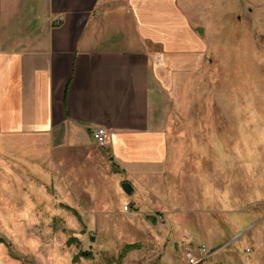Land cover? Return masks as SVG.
<instances>
[{"label":"rangeland","instance_id":"374dc122","mask_svg":"<svg viewBox=\"0 0 264 264\" xmlns=\"http://www.w3.org/2000/svg\"><path fill=\"white\" fill-rule=\"evenodd\" d=\"M210 2L204 65L167 91L161 174L132 184L96 143L0 146V264H264V0Z\"/></svg>","mask_w":264,"mask_h":264},{"label":"crops","instance_id":"0c3cea01","mask_svg":"<svg viewBox=\"0 0 264 264\" xmlns=\"http://www.w3.org/2000/svg\"><path fill=\"white\" fill-rule=\"evenodd\" d=\"M214 5L0 0V146L29 156L88 150L101 126L111 135L101 153L130 183L161 174L167 91L176 71L204 65Z\"/></svg>","mask_w":264,"mask_h":264},{"label":"built area","instance_id":"2783aa9c","mask_svg":"<svg viewBox=\"0 0 264 264\" xmlns=\"http://www.w3.org/2000/svg\"><path fill=\"white\" fill-rule=\"evenodd\" d=\"M93 135L96 144L102 148L106 147L111 139L109 131L101 126H96L93 128Z\"/></svg>","mask_w":264,"mask_h":264},{"label":"water","instance_id":"95a60500","mask_svg":"<svg viewBox=\"0 0 264 264\" xmlns=\"http://www.w3.org/2000/svg\"><path fill=\"white\" fill-rule=\"evenodd\" d=\"M122 188L129 195H131L134 192L133 186L130 183H128V182L127 183H123L122 184Z\"/></svg>","mask_w":264,"mask_h":264},{"label":"trees","instance_id":"16d2710c","mask_svg":"<svg viewBox=\"0 0 264 264\" xmlns=\"http://www.w3.org/2000/svg\"><path fill=\"white\" fill-rule=\"evenodd\" d=\"M84 256H85L84 254H82V255L78 256V258H76V260H75V261H78V260H80V257H84Z\"/></svg>","mask_w":264,"mask_h":264}]
</instances>
